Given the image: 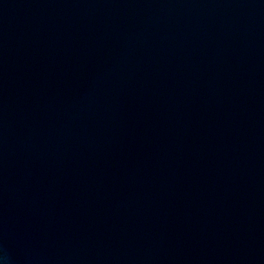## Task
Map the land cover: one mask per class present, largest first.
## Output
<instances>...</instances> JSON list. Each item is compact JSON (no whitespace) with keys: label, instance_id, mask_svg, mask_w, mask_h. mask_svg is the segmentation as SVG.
<instances>
[{"label":"water","instance_id":"95a60500","mask_svg":"<svg viewBox=\"0 0 264 264\" xmlns=\"http://www.w3.org/2000/svg\"><path fill=\"white\" fill-rule=\"evenodd\" d=\"M0 264H264V0H0Z\"/></svg>","mask_w":264,"mask_h":264}]
</instances>
